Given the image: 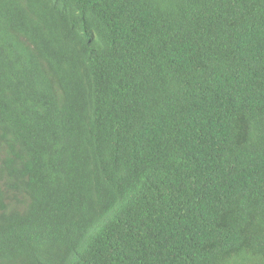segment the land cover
<instances>
[{"label":"trees","instance_id":"trees-1","mask_svg":"<svg viewBox=\"0 0 264 264\" xmlns=\"http://www.w3.org/2000/svg\"><path fill=\"white\" fill-rule=\"evenodd\" d=\"M0 264H264V0H0Z\"/></svg>","mask_w":264,"mask_h":264}]
</instances>
